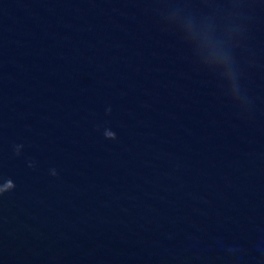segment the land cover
I'll return each mask as SVG.
<instances>
[{
    "label": "water",
    "instance_id": "obj_1",
    "mask_svg": "<svg viewBox=\"0 0 264 264\" xmlns=\"http://www.w3.org/2000/svg\"><path fill=\"white\" fill-rule=\"evenodd\" d=\"M0 264H264V0H0Z\"/></svg>",
    "mask_w": 264,
    "mask_h": 264
}]
</instances>
